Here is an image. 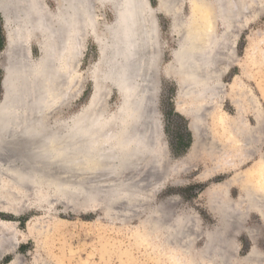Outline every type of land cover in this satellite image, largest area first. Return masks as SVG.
I'll return each mask as SVG.
<instances>
[{
    "label": "bare ground",
    "instance_id": "1",
    "mask_svg": "<svg viewBox=\"0 0 264 264\" xmlns=\"http://www.w3.org/2000/svg\"><path fill=\"white\" fill-rule=\"evenodd\" d=\"M55 1L58 9L52 13L42 0H0V15L5 22L7 36L4 54L9 58L8 66L0 65L6 76L3 83L4 101L0 105V163H7L5 169L9 176L7 174L6 176L9 177L10 183L23 191L32 185L35 187L47 185L54 193L65 198H73L79 193L89 200L99 198L105 204H115L120 199L133 202L137 194L135 187H138L135 183L138 184L140 175H135L138 177L137 180L133 178L137 182L130 178V181H133L129 183V177L125 176L124 181L122 174L125 171H137V164L143 155L155 156V142L158 141L159 134L153 109L147 112L149 108H153L157 92L156 61L160 59L159 33L153 11L147 7L146 0ZM170 1L160 0L161 9H170ZM225 1L214 0V4L201 3L205 5L204 10H208L206 11L208 17L203 15L209 19H205L208 23L206 28L199 24L194 30L195 33L189 36L182 31L179 32V38L181 34L180 39L186 40L176 57L178 70L175 74L186 76V81L182 83L181 96L194 99L190 104L180 101L178 107L181 113L196 121V125L195 122L191 124L195 144L188 163L199 156L198 149L203 146L199 143L200 138L195 126L199 127L198 122L202 120V115L207 117L208 109L212 108L214 127L218 130L220 141L204 145V150L210 153L209 160L212 165L204 177L217 171L236 169L253 160L259 153L260 160L254 167L236 173L232 179L215 185L210 190L209 209L219 221L218 229L208 234L206 246L198 258H191L188 263L263 264L264 255H259L260 252H257L255 247L251 248L245 257L234 259L233 253L236 248L232 241L226 247L227 259L225 255L222 256L224 252L219 254L224 248L223 240L228 238V235L230 237L232 233L236 237L235 232L237 234L239 232L237 229L246 231L243 225L246 224L249 213L264 218V155L260 151L264 145V111L260 102L252 91L247 90L239 77H236L230 93L237 110L236 115L217 114L221 101L217 95L224 91L221 90L224 89V85L221 84L220 78L226 72L225 68L235 63V60H229L228 56L230 47L228 35L232 38L231 32L232 35L234 32L231 30L230 21L235 11L232 8V13H228V20L225 21ZM129 2L132 8L130 15L133 23H136L130 30H125V25H120V20L125 15ZM196 2L198 5L197 0ZM107 3L113 8L116 17L111 26H103L97 16V11ZM260 6L264 8V0L260 1ZM199 10L201 11L200 8ZM29 13L36 18L35 26L40 32L36 44L41 51L40 58L34 61L35 87L29 96L32 100L30 107L27 104V96L17 90L21 83L16 76V66L12 60L15 57L14 47L19 40L21 29L27 26ZM220 18L228 29L222 36H218L216 29L219 21L221 22ZM177 27L180 29V26ZM87 35L93 36L101 47V61L93 68L91 74L94 80V93L90 104L76 119L62 122L59 127H52L48 118L51 114H48L49 109L54 106L51 110L53 111L56 106L69 104L73 99V89H76L74 86L82 82L79 81L82 78L76 75L74 70L84 46L82 41ZM52 80L55 82L52 83ZM109 85L114 86L122 98L121 107L113 116L108 115L103 99V93L108 94ZM220 97L226 98L228 93L224 92ZM247 114L253 116L255 126L249 124ZM144 123L146 127H143ZM118 126L123 127L119 132L116 131ZM145 128H151L148 130L155 131L156 136L154 134V138L151 137L153 133L150 132L152 135L148 133V138L151 137V140L150 138L148 140L149 131ZM163 152L166 153V150ZM77 169H80L81 173L88 172V177L86 176L83 181L74 177L73 173L77 172ZM64 174L67 175L64 177ZM232 186H237L240 190V196L236 200L229 196ZM139 191L137 199L143 195L142 190ZM234 214L238 216L236 221H233ZM184 227L188 229V225L178 224V229L171 230L168 237L178 243L180 251L184 244ZM233 228L236 229L234 234ZM1 231L0 244L4 241L6 243L8 237L11 242L6 244L11 243L10 247L19 244L14 234ZM189 244L190 241L186 246L190 247ZM178 261L182 264L180 258Z\"/></svg>",
    "mask_w": 264,
    "mask_h": 264
},
{
    "label": "rangeland",
    "instance_id": "2",
    "mask_svg": "<svg viewBox=\"0 0 264 264\" xmlns=\"http://www.w3.org/2000/svg\"><path fill=\"white\" fill-rule=\"evenodd\" d=\"M146 1L149 10L153 11L159 33L160 59L157 60L156 68L160 84L154 96V103L152 102L153 108L147 110L151 112L150 109H153L159 134H157L158 141L155 142V156L143 155L139 161L140 164H137L138 174L136 170L125 171L127 174L123 172L124 178L121 177L124 181H126L125 176L129 177L130 181V178L140 175L139 178L137 177L138 184L135 183L138 186L135 187V191L138 194V191L142 190V197L137 199L135 194L133 202L120 199L115 204H105L99 198L89 200L79 193L73 198L61 197L47 185L40 187L32 185L30 187L32 189L23 191L10 183L9 174L5 169L7 163L2 162L0 163V227H2L0 232L3 230V232L8 231L9 234H14L19 244L16 247H10L11 243L6 244L11 242L9 237L6 243L4 241L0 244V264H179V258L180 263L189 264L188 260L198 258L205 248L208 234L218 229L219 221L209 209L210 190L215 185L232 179L236 173L254 167L260 160L259 153L253 160L236 169L217 171L204 177L207 170L212 168L209 160L210 153L204 150V145L206 143L210 145L216 140L220 141L218 130L214 127V109L212 108L208 109L207 117L202 115V120L198 122L199 127L195 126L200 138L199 143L203 146L198 149L199 156L188 163L195 144L191 124L195 122L196 125V121L181 113L178 107L180 101L190 104L194 99L181 96L182 83L186 81V76L175 74L178 70L176 57L186 40L180 39L181 34L179 38V32L182 31L189 36L195 33L194 30L199 27V24L206 28L208 26L206 20L209 19L203 15L208 17L206 13L208 10L205 11V5L201 3L214 4V0H202V2L197 0L198 5L196 0H171L168 10L161 9L160 0ZM260 1H225V21L228 20V13H232V8L238 16L234 14L233 18H230L231 30L234 32L233 35L231 32L232 38L228 35L230 46L228 56L229 60H235V63L226 67V74L224 73L220 78L221 84L224 85V89L221 90L224 91L217 95L221 100L218 115L222 113L229 116L236 115V107L230 98L231 85L236 77H239L247 90L252 91L258 98L264 111V8L260 6ZM42 2L50 12L57 11L58 6L55 0H42ZM97 12L103 26H111L114 23L115 12L108 3ZM220 19L221 22L219 21L216 28L218 36L228 31L222 18ZM4 24L0 15V65L8 66L9 58L4 54L7 47ZM177 26H180V29ZM84 40L82 41L84 46L74 70L76 75L82 78L79 80L82 82L77 83L76 87L73 83L76 89H73V99L69 104L56 106L53 111L51 110L54 106L49 109L48 114H51L48 118L51 120L52 127H59L62 122L76 119L90 104L94 93V80L91 74L93 68L101 61V47L93 36L87 35ZM32 50L34 58L39 59L41 51L36 43ZM5 78V72L0 66V105L4 101L5 92L2 82L4 83ZM108 90L110 91L108 94L103 93V99H105L104 104L108 115L113 116L121 107L122 98L114 86L109 85ZM224 92L228 93V97L221 98ZM247 120L249 124L256 125L251 114H247ZM143 127H146V123ZM116 128L119 132L123 127ZM148 129L146 130L149 131ZM150 132L151 130L147 132V138L152 135ZM151 133L153 137L155 131ZM151 137H149L150 140ZM165 150L166 153L163 152ZM260 151L264 155V145ZM144 162L152 166V171ZM145 165L146 167H143ZM79 170H76L78 173H73L74 177L83 181L88 177V172L81 173ZM66 175L64 174V177ZM136 180L134 182H137ZM97 184L99 185L100 182ZM229 196L233 200L240 196L237 186L230 188ZM137 207L139 209H136ZM234 216L233 221H236L238 216L235 214ZM247 217L248 220L243 225L245 232L237 229L240 232L237 234L235 232L237 227L234 226L232 231L233 234L236 233V237L231 233L230 237L228 235V238L223 240L225 249L220 250L219 254L224 252L222 256L225 255L226 259L228 256L226 247L231 241L236 248L233 253L234 259L245 257L253 247L260 252L259 255H264V218L255 213H249ZM182 223L188 225V229L183 228V231L185 230L184 244L180 251L178 243L168 237L169 232L178 229V224ZM252 231L253 235H251ZM189 241L190 247L186 246Z\"/></svg>",
    "mask_w": 264,
    "mask_h": 264
},
{
    "label": "water",
    "instance_id": "3",
    "mask_svg": "<svg viewBox=\"0 0 264 264\" xmlns=\"http://www.w3.org/2000/svg\"><path fill=\"white\" fill-rule=\"evenodd\" d=\"M131 9L132 8L129 2L125 10V15L120 20V25L124 24L125 30H130L131 26L136 23H133L132 21V17L130 15ZM137 11L139 12V10ZM35 19V16L29 13L27 18L28 23L26 24L27 26L21 29L19 40L14 47L13 55L15 57L12 59L16 66V76L19 77L18 80L21 83V87L18 85L17 90L22 91V95L27 96L28 106L32 103V100L29 98V96H31L32 90L35 87L36 64L34 61H36V59L33 56L32 47L36 42H38L40 37L39 29L35 26ZM135 21H137V19H135ZM21 49H23L22 52L20 51ZM156 81V88L158 89L160 83L158 79ZM51 82L53 83L55 81L52 80Z\"/></svg>",
    "mask_w": 264,
    "mask_h": 264
}]
</instances>
